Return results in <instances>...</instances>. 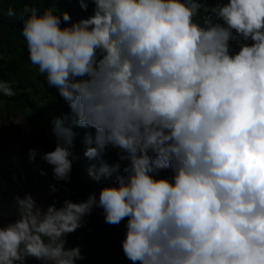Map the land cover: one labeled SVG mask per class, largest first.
Instances as JSON below:
<instances>
[{
    "label": "clouds",
    "instance_id": "obj_1",
    "mask_svg": "<svg viewBox=\"0 0 264 264\" xmlns=\"http://www.w3.org/2000/svg\"><path fill=\"white\" fill-rule=\"evenodd\" d=\"M79 6L91 12L76 20L23 10L28 59L70 108L52 121L54 150L30 148L28 160L69 181L74 127L91 128L87 174L115 180L83 201L17 196V218L0 226V264H77L67 236L95 209L109 225L126 219L132 264H264V0ZM13 83L0 80V94L14 96Z\"/></svg>",
    "mask_w": 264,
    "mask_h": 264
},
{
    "label": "trees",
    "instance_id": "obj_2",
    "mask_svg": "<svg viewBox=\"0 0 264 264\" xmlns=\"http://www.w3.org/2000/svg\"><path fill=\"white\" fill-rule=\"evenodd\" d=\"M206 2L211 5L220 0H206ZM25 6H34L40 11L55 7L61 13L67 11L72 20L86 17L91 12V6L86 13L81 10L79 0H0V80L14 82L12 86L16 93L12 97L0 94V107L7 113L15 109L23 115L29 124L34 126L33 144L38 146L41 152H47L54 150L56 145V138L52 132L53 119L70 116V108L56 94L55 88L48 87L45 77L28 59L26 43L21 35V18ZM9 8L13 10V16L7 15ZM74 131L77 133L73 148L76 159L73 161L70 180L55 181L52 176V166L48 164L44 171L48 172L47 175L39 173V180L42 182V188L39 189L59 196V201L65 198L83 201L92 192L98 195L102 187L115 180V176L101 178L100 181L88 176L87 169L94 161L88 160L83 155L82 139L85 132H94V130L74 127ZM105 159L109 163L118 162L116 150L108 149ZM123 163L121 162L122 166ZM170 174L168 170L160 173L161 176ZM53 184L58 185V191L50 190V185ZM125 231L126 219L118 225H109L104 222L102 209H95L85 218L82 227L67 236L68 246H80L84 259L77 261V264H132L124 256L121 247Z\"/></svg>",
    "mask_w": 264,
    "mask_h": 264
},
{
    "label": "crops",
    "instance_id": "obj_3",
    "mask_svg": "<svg viewBox=\"0 0 264 264\" xmlns=\"http://www.w3.org/2000/svg\"><path fill=\"white\" fill-rule=\"evenodd\" d=\"M17 114L20 115L15 109L7 113L0 107V226L17 218L18 209L15 207L17 196L23 197L25 193H31L43 206H46L45 201L49 202L53 196V193H45L39 189L42 188L39 173L41 170L46 171L47 163H42L39 156L34 162H29L27 154L31 141L21 138L20 124L15 122ZM25 120L27 121L26 118ZM36 150L41 152L39 147ZM37 184L39 186L36 187ZM29 261L30 258L27 264Z\"/></svg>",
    "mask_w": 264,
    "mask_h": 264
},
{
    "label": "rangeland",
    "instance_id": "obj_4",
    "mask_svg": "<svg viewBox=\"0 0 264 264\" xmlns=\"http://www.w3.org/2000/svg\"><path fill=\"white\" fill-rule=\"evenodd\" d=\"M16 123L20 124L19 128L21 129V131H19L21 138H24L26 141L30 140L31 141V146H28L29 148H35L37 149L38 146L32 144V140H33V136H34V130H33V125H29L28 122L25 120L23 115H18L17 114V120L15 121ZM84 130H86L84 128ZM16 133V135H18V132L15 130L14 131ZM38 158V157H37ZM48 173V172H47ZM53 199H56L57 201H59L60 197L56 196L53 194L52 198L49 199V202L45 201L46 206L51 203L53 201ZM37 262V264H39V262L37 260H35L34 258H30L29 263H34Z\"/></svg>",
    "mask_w": 264,
    "mask_h": 264
}]
</instances>
